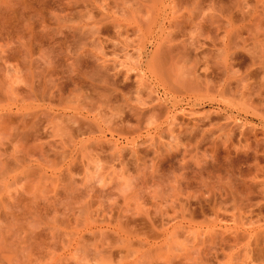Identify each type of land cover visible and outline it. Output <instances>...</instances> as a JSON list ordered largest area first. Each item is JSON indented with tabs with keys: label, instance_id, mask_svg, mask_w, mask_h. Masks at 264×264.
Masks as SVG:
<instances>
[{
	"label": "rangeland",
	"instance_id": "1",
	"mask_svg": "<svg viewBox=\"0 0 264 264\" xmlns=\"http://www.w3.org/2000/svg\"><path fill=\"white\" fill-rule=\"evenodd\" d=\"M262 84L264 0H0V264H264L247 235L264 217ZM194 194L208 203L181 219L173 201Z\"/></svg>",
	"mask_w": 264,
	"mask_h": 264
},
{
	"label": "bare ground",
	"instance_id": "2",
	"mask_svg": "<svg viewBox=\"0 0 264 264\" xmlns=\"http://www.w3.org/2000/svg\"><path fill=\"white\" fill-rule=\"evenodd\" d=\"M193 17H194V16H193ZM187 19H188V18H187ZM189 19L191 20V18H189ZM183 21H184V20H183ZM191 21H192V20H191ZM174 23H175V22H174ZM226 34H227V33H226ZM227 43H228V42H227ZM157 45H158V44H157ZM157 45H156V48H157ZM228 45H229V44H228ZM158 47H159V45H158ZM172 47H173V46H172ZM225 47H226V46H225ZM163 48H164V47H163ZM174 48H175V47H174ZM160 49H161V48H160ZM157 50H158V49H157ZM157 50H156V51H157ZM195 50H196V49H195ZM158 51H159V50H158ZM227 51H228V50H227ZM154 52H155V51H154ZM185 52H186V51H185ZM194 54H195V53H194ZM153 55H154V54H153ZM156 55H157V54H156ZM232 57H233V56H232ZM151 58H152V57H151ZM153 59H154V58H153ZM148 63H149V62H148ZM225 66H226V65H225ZM147 69H148V68H147ZM151 70H152V69H151ZM215 70H216V69H215ZM204 71H205V70H204ZM206 71H207V70H206ZM206 71H205V72H206ZM155 72H156V71H155ZM200 72H203V71H200ZM156 74H157V73H156ZM205 74H206V73H205ZM154 75H155V74H154ZM163 78H164V77H163ZM163 78H162V80H161V82H162L161 85L167 86V84L165 85L166 81H164ZM159 80H160V79H159ZM163 81H164L165 83H164ZM197 81H198V79H197ZM202 82H203V81H202ZM202 82H201V83H202ZM204 82H205V81H204ZM213 82H214V81H213ZM167 83H168V82H167ZM209 83H210V82H209ZM220 83H221V82H220ZM211 84H212V83H211ZM246 85H247V84H246ZM164 86H162V87H164ZM198 86H199V85H198ZM209 86H210V85H209ZM212 86H213V85H212ZM261 86H262V87H261ZM261 86H259V87H261L262 89H264V87H263L264 85L262 84ZM117 87H118V86H117ZM168 87H169V86H167V88H168ZM170 87H171V86H170ZM170 87H169V88H170ZM220 87H221V86H220ZM259 87H258V89H260V91L262 92L261 88H259ZM169 88H168L167 90H170V91H171V90H172V87H171V89H169ZM207 88H208V86H207ZM207 88H206V89H207ZM211 88H212V87H211ZM211 88H210V89H211ZM252 88H253V87H252ZM252 88H251V89H252ZM116 89H117V88H116ZM165 89H166V87H165ZM173 89H176V87L173 88ZM177 89H178V88H177ZM212 89H213V88H212ZM221 89H222V88H221ZM246 89H247V88H246ZM251 89H250V90H251ZM258 89H256V91H257ZM167 90H165V91L168 93ZM178 90H179V89H178ZM223 90L225 91L224 86H223ZM170 91H169V92H170ZM180 91H181V90H180ZM206 91H207V90H206ZM245 91H246V90H245ZM263 91H264V90H263ZM153 92H154V91H153ZM219 92H220V90H219ZM261 92H260V95H261ZM164 93H165V92H164ZM170 93H172V91H171ZM221 93L224 94L225 92L223 93V91L221 90L220 94H221ZM256 93L259 94L258 91H257ZM174 94H175V93H174ZM182 94H183V93H182ZM206 94H207V92H206ZM248 94H249V93H248ZM251 94H252V93H251ZM165 95H166V93H165ZM262 95H264V93H263ZM186 96H187V95H186ZM191 96L194 97V95H192V93H191ZM195 96H196V97H200L201 95H200V96L195 95ZM217 96H218V95H217ZM220 96L222 97L223 95H220ZM220 96H219V98H220ZM169 97H170V96H169ZM174 97H175V96H174ZM202 97H203V96H202ZM213 97H214V95H213ZM255 97H256V96H255ZM261 97H263V96H261ZM172 98H173V95H172ZM189 98H190V96H189ZM222 98H223V97H222ZM248 98H249V97H248ZM157 99H158V98H157ZM164 99H166V97H164ZM198 99H199V98H198ZM209 99H210V98H209ZM211 99H212V97H211ZM211 99H210V100H211ZM213 99H214V98H213ZM176 100H177V99H176ZM176 100H175V101H176ZM188 100H191V99H188ZM194 100H195V99H194ZM217 100H218V99H217ZM261 100H262V98H261ZM226 101H227V100H226ZM230 101H231V100H230ZM154 102H155V101H154ZM167 102H168V101H166V103H167ZM169 102H170V101H169ZM212 102H213V101H212ZM217 102H218V101H217ZM219 102H220V101H219ZM219 102H218V103H219ZM231 102H233V101H231ZM231 102H230V103H231ZM248 102H249L248 104L251 105V102H250V101H248ZM160 103H161V102H160ZM164 103H165V101H164ZM213 103H214V102H213ZM226 103H227V106H228V103H229V102H226ZM158 104H159V103H158ZM176 104H177V103H176ZM231 104H233V103H231ZM235 104H236V102H235ZM235 104H233L232 106H233V107L236 106V108H238V107H237L238 104H237V105H235ZM248 104H247V106H248ZM159 105H160V104H159ZM159 105H158V106H159ZM165 105H166V104H165ZM169 105H170V104H169ZM250 105H249V107H250ZM254 105H255V104H254ZM148 106H149V105H148ZM153 106H154V104H153ZM239 106H240V105H239ZM172 107H173V106H172ZM191 107H192V106H191ZM240 107H241V106H240ZM151 108H152V107H151ZM160 108H161V107H160ZM254 108H255V107H254ZM157 109L159 110V108H157ZM167 109H170V108L167 107ZM227 109H228V108H227ZM245 109H246V108H245ZM250 109H251V108H250ZM141 110H143V109H141ZM149 110H150V109H149ZM151 110H152V109H151ZM165 110H166V109H165ZM191 110H192V109H191ZM241 110H242V109H241ZM241 110H240V111H241ZM253 110H254V109H253ZM250 111H252V110H250ZM9 112H10V111H9ZM148 112H149V111H148ZM183 112H184V111H183ZM214 112H215V111H214ZM242 112H244V111H242ZM245 112H246V110H245ZM247 112H248V111H247ZM1 113H2V112H1ZM127 113H128V112H127ZM166 113L168 114L169 111L166 112ZM166 113H165V114H166ZM254 113H256V114H254L253 116H255V115L258 116V115H259V113L257 112V109L254 110ZM257 113H258V115H257ZM3 114H4V113H3ZM187 114H188V113H187ZM187 114H186V115H187ZM251 114H252V113H251ZM128 115H129V114H128ZM173 115H174V114H173ZM207 115H208V114H207ZM226 115H227V114H226ZM232 115H233V114H232ZM0 116H1V114H0ZM4 116H5V115H4ZM9 116H10V115H9ZM192 116H193V115H192ZM233 116H234V115H233ZM7 117H8V116H7ZM13 117H14V116H13ZM258 117H259V116H258ZM174 118H175V117H174ZM185 118H186V117H185ZM207 118H208V117H207ZM228 118H229V117H228ZM231 118H232V116H231ZM0 119H2V120H0V121H2V122H3V121H4V122H12V121H13L12 119H10V118H6V117H5V118H4V117H3V118H0ZM224 119H225V118H224ZM169 120H170V119H169ZM225 120H226V119H225ZM227 120H228V119H227ZM227 120H226V121H227ZM118 121H119V120H118ZM137 121H138V120H137ZM200 121H201V120H200ZM218 121H219V120H218ZM231 121H232V120H231ZM237 121H238V120H237ZM237 121H236V122H237ZM121 122H122V121H121ZM165 122H166V121H165ZM165 122H164V123H165ZM164 123H163V124H164ZM169 123H170V122H169ZM187 124H188V123H187ZM212 124H213V123H212ZM218 124H219V123H218ZM238 124H239V123H238ZM116 125H117V124H116ZM120 125H121V124H120ZM174 125H175V124H174ZM196 125H197V124H196ZM215 125H217V124H215ZM231 125H232V124H231ZM192 126H193V125H192ZM210 126H211V125H210ZM213 126H214V125H213ZM239 126H240V125H239ZM243 126H244V125H243ZM167 127H168V126H167ZM167 127H166V128H167ZM246 127H247V126H246ZM121 128H122V127H121ZM137 128H138V127H137ZM191 128H192V127H191ZM191 128H190V129H191ZM194 128H195V127H194ZM194 128H193V130H194ZM206 128H207V127H206ZM208 128H211V127H208ZM225 128H226V127H225ZM247 128H248V127H247ZM155 129H156V128H155ZM170 129H171V128H170ZM170 129H169V130H170ZM179 129H180V127H179ZM188 129H189V128H188ZM196 129H197V128H196ZM204 129H205V128H204ZM216 129H218V127H217ZM219 129H220V128H219ZM226 129H227V128H226ZM226 129H225V131H226ZM242 129H243V128H242ZM209 130H210V129H209ZM220 130H223V131H224L223 128L220 129ZM220 130H218V132H219ZM240 130H241V129H240ZM191 131H192V130H191ZM199 131H201V130H199ZM205 131H206V130H205ZM215 131H216V130H215ZM223 131L221 132V135H222ZM225 131H224V132H225ZM238 131H239V130H238ZM171 132H172V131H171ZM218 132H217V133H218ZM227 132H229V131L227 130ZM227 132H226V134L224 133V135H225L226 138L228 139V137H229L228 135H229V133H231V132H229V133H227ZM247 132H248V131H247ZM172 133H173V132H172ZM172 133H171V134H172ZM183 133H184V132H183ZM209 133H210V132H209ZM213 133H214V132H213ZM219 133H220V132H219ZM219 133H218V134H219ZM135 134H136V133H135ZM188 134H189V133H188ZM218 134H216V135H218ZM227 134H228V135H227ZM239 134H240V133H239ZM158 135H159V134H158ZM200 135H201V134H200ZM200 135H199V136H200ZM202 135H203V134H202ZM212 135H213V134H212ZM212 135H211V136H212ZM216 135H215V137H216ZM230 135H231V134H230ZM244 135H245V134H244ZM218 136H219V135H218ZM227 136H228V137H227ZM239 136H240V135H239ZM239 136H238V138H239ZM136 137H137V136H136ZM188 137H190V136H188ZM200 137H201V136H200ZM212 137H213V136H212ZM219 137H220V136H219ZM232 137H233V134H232ZM232 137H231V136L229 137V140H231V141H230V142H231V143H230L231 146H232V144H233L232 139H231ZM170 138H171V137H170ZM186 138H187V137H186ZM194 138H195V137H194ZM197 138H199V137H197ZM209 138H210V137H209ZM217 138H218V137H217ZM217 138H215V139H213V140L215 141ZM220 138H221V137H220ZM222 138H223V135H222ZM226 138H223V140L226 139ZM234 138H235V137H234ZM240 138L243 139L242 136H241ZM131 139H134V137L131 138ZM180 139H181V138H180ZM204 139H205V137H204ZM218 139H219V138H218ZM218 139H217V140H218ZM227 139H226V140H227ZM236 139H237V138H236ZM152 140H153V139H152ZM168 140H169V139H168ZM178 140H179V139H178ZM183 140H184V139H183ZM186 140H187V139H186ZM191 140H192V139H191ZM191 140H190V141H191ZM198 140H199V139H198ZM229 140H228V141H229ZM243 140H245V139H243ZM251 140H252V139H251ZM129 141H131V140H129ZM193 141H194V140H193ZM209 141H210V140H209ZM228 141H227V142H228ZM234 141H235V140H234ZM245 141H246V140H245ZM181 142H182V141H181ZM186 142H187V141H186ZM196 142H197V141H196ZM204 142H205V140H204ZM212 142H213V141H212ZM215 142H216V141H215ZM222 142H223V141H222ZM227 142H226V143H227ZM169 143H170V142H169ZM197 143H199V141H198ZM236 143L239 144L240 142L237 141ZM253 143H255V142H253ZM192 144H193V143H192ZM177 145H178V144H177ZM177 145H176V147H177ZM184 145H185V144H184ZM194 145H195V143H194ZM197 145H198V144H197ZM213 145H214V142H213ZM234 145H236V144H234ZM239 145H240V144H239ZM130 146H131V145H130ZM178 146H179V145H178ZM182 146H183V145H182ZM195 146H196V145H195ZM195 146H192V147H195ZM202 146H203V145H202ZM215 146H217V145L215 144ZM242 146H243V145H242ZM244 146H246V145H244ZM244 146H243V147H244ZM247 146H249V145L247 144ZM171 147H172V145H171ZM176 147H175V148H176ZM183 147H184V146H183ZM213 147H214V146H213ZM213 147L211 146L210 149H211V148L213 149ZM219 147H220V145H219ZM229 147H230V146H229ZM239 147H240V146L233 147V148H235L234 151L237 150L236 148L239 149ZM255 147H256V146H255ZM131 148H132V146H131ZM178 148H179V147H178ZM223 148H224V146H223ZM241 148H242V147H241ZM244 148H245V147H244ZM248 148H249V147H248ZM248 148H247V149H248ZM163 149H164V148H163ZM190 149H191V148H190ZM208 149H209V148H208ZM212 149H211V150H212ZM231 149H232V147H231ZM245 149H246V148H245ZM256 149H257V148H256ZM154 150H155V149H154ZM164 150H165V149H164ZM176 150H177V149H176ZM185 150H187V149H185ZM222 150H223V149H222ZM167 151H168V150H167ZM177 151H178V150H177ZM181 151H182V150H181ZM191 151H192V149H191ZM194 151H195V150H194ZM197 151H198V150H197ZM199 151H200V150H199ZM214 151H216L215 147H214ZM225 151H226V150H225ZM237 151H238V150H237ZM242 151H243V150H242ZM246 151H248V150H246ZM249 151H250V150H249ZM252 151H253V150H252ZM262 151H263V148H262ZM159 152H161V151H159ZM211 152H213V150H212ZM227 152H228V154H229V150H227ZM227 152L225 153L226 156H229V157H230L231 155H227ZM153 153H154V152H153ZM175 153H176V152H175ZM184 153H185V152H184ZM194 153H195V152H194ZM209 153H210V152H209ZM230 153H231V152H230ZM235 153H236V151H235ZM243 153H245V151H243ZM262 153H263V152H262ZM262 153H261V154H262ZM247 154H248V153H247ZM252 154H254V156H256L258 153L255 151V152H253ZM181 155H182V153H181ZM184 155H185V154H184ZM195 155H196V154H195ZM209 155H210V154H209ZM211 155H212V153H211ZM235 155H238V154L236 153ZM154 156H155V155H154ZM240 156H241V155H240ZM224 157H225V155H224ZM225 158H227V157H225ZM232 158H234V157L232 156ZM217 159H218V158H217ZM235 159H236V157H235ZM253 159H254V158H253ZM155 160H156V159H155ZM209 160H210V159H209ZM211 160H212V159H211ZM231 160H232V159H230V161H231ZM15 161H16V160H15ZM220 161H221V160H220ZM224 161L226 162L227 160H224ZM224 161H223V162H224ZM230 161H229V162H230ZM158 162H159V161H158ZM216 162H217V161H216ZM223 162H221V163H223ZM235 162H236V161H235ZM235 162H234V163H235ZM181 163H183V161H182ZM200 163H201V162H200ZM213 163L216 164L215 161H214ZM227 163H228V161H227ZM227 163H225V165H226ZM253 163H254V162H253ZM206 164H207V163H206ZM250 164H251V163H250ZM250 164H249V166H250ZM183 165H184V163H183ZM203 165H204V164H203ZM222 165H223V164H221V166H219V167H221V170H222ZM225 165H223V167H225V168H224L225 173H224L222 176L225 175V176H226V179H228L227 177L230 175L229 178H231V181H232V182L235 181L236 179H233V180H232L231 175L234 174L233 171L236 170V169H234V168H237L236 165L231 164V163H230V165H229V163L227 164V166H225ZM239 165H240V164H239ZM251 165H252V164H251ZM198 166H199V165H198ZM210 166H211V165H210ZM214 166H215V165H214ZM214 166H212V167L214 168ZM217 166H218V163H217ZM201 167H202V166H201ZM250 167H251V166H250ZM260 167H261V166H260ZM194 168H196V167H194ZM197 168H198V167H197ZM199 168H200V166H199ZM238 168H239V167H238ZM182 169H183V167H182ZM182 169H181V170H182ZM207 169H208V168H207ZM211 169H212V168H211ZM219 169H220V168H219ZM253 169H254V168H253ZM261 169H262V168H260V170H261ZM200 170H201V169H200ZM216 170H217V169H216ZM216 170H215V172H217ZM201 171H202V170H201ZM210 171H211V170H210ZM239 171H240V169H239ZM239 171H238V169H237L236 172L239 173ZM241 171H242V170H241ZM211 172H212V171H211ZM219 172H220V171H219ZM223 172H224V171H223ZM223 172H222V173H223ZM234 172H235V171H234ZM192 173H193V172H192ZM195 173H196V171H195ZM195 173H194V174H195ZM200 173H201V172H199V174H198V173H196V174L200 175ZM204 173H205V172H204ZM209 173H210V172H209ZM213 173H214V172H212V175H213ZM240 173H241V172H240ZM257 173H258V172H257ZM160 174H161V173H160ZM165 174H166V173H165ZM201 174H202V173H201ZM182 175L184 176V174H181V175L179 176V178H180V181L182 180V182H184V180L181 178ZM192 175H193V174H192ZM202 175H203V174H202ZM202 175H200V178H202V177H201ZM235 175H236V174H235ZM242 175H243V174H242ZM244 175H245V174H244ZM247 175H248V174H247ZM174 176H175V175H174ZM189 176H190V175H189ZM189 176H187V177H189ZM194 176H196V175H194ZM203 176H204V175H203ZM209 176H210V175H209ZM215 176H216V175H215ZM217 176H218V175H217ZM159 177H160V176H159ZM198 177H199V176H198ZM207 177H208V176H207ZM212 177H213V176H212ZM233 177L238 178V176H233ZM249 177H250V176H249ZM251 177H252V176H251ZM251 177H250V179H251ZM262 177H263V176H262ZM162 178H163V177H162ZM162 178H161V180H162ZM176 178H177V177H176ZM192 178H193V177H192ZM195 178H197V176H196ZM208 178H209V177H208ZM218 178H219V180H218ZM184 179L186 180V178H184ZM203 179H204V178H203ZM210 179L215 180V178H210ZM242 179H244V178H242ZM176 180H178V179H174V181H176ZM191 180H192V179H191ZM191 180H190L189 182H191ZM193 180H195V179H193ZM206 180H207V179H206ZM223 180H224V179H223ZM238 180H239V179H238ZM248 180H249V179H248ZM164 181H165V180H164ZM170 181H171V180H170ZM186 181H188V180H186ZM186 181H185V182H186ZM217 181H218V186H219V190H217V191H218V194H219V200H218V199H217V200L219 201V203L221 204V202H226V201H228V200H229V202H230L231 199H232L233 202H232V201H231V202L234 203L233 205H235V202H234V200H235V199H234V195L236 194V192H238V191H237L238 189L234 188L233 185H235L236 182L232 185V183H230V180H229V181L225 180V181L223 182V181L221 180V177H217ZM226 181H227V182H226ZM241 181H243V180H241ZM244 181H245V179H244ZM244 181H243V184H244ZM262 181H264V178H263ZM172 182H173V181H172ZM182 182H180V184H181ZM192 182H193V181H192ZM195 182H197V181H195ZM195 182H194V183H195ZM207 182L211 183V180H210V181L207 180ZM207 182L202 181V185H199V186H203L204 189H206L207 191H214V189H215V191H216V188H212V187H214V186H216V185L213 186V184H208ZM249 182H250V181H249ZM251 182H252V181H251ZM175 183H176V184H179V183H177V182H175ZM175 183H173V184H175ZM199 183H200V182H199ZM199 183H198V184H199ZM214 183H215V181H214ZM241 183H242V182H241ZM173 184H171V185L169 184L168 186L171 187ZM176 184H175V185H176ZM180 184H179V185H180ZM189 184H190V183H189ZM189 184H187V185L185 184V187L188 188L189 186H191V184H190V185H189ZM200 184H201V183H200ZM216 184H217V182H216ZM181 185H183V184H181ZM181 185H180V187H181ZM188 185H189V186H188ZM236 185H237V184H236ZM236 185H235V186H236ZM241 185H242V184H241ZM177 186H178V185H176V186H174V187H177ZM239 186H240V185H239ZM259 186H260V185H259ZM183 187H184V185H183ZM183 187H182V188H183ZM216 187H217V186H216ZM236 187H237V186H236ZM243 187H244V186H243ZM248 187H249V186H248ZM248 187H244V188L241 189V190H247V192L251 191V190L249 189L250 187H249V188H248ZM251 187H252V186H251ZM170 189H171V188H170ZM172 189H173V187H172ZM175 189H176V188H174V190H175ZM189 189H191V187H190ZM198 189H199V187H198ZM201 189H202V188H200L199 190H201ZM210 189H213V190H210ZM248 189H249V191H248ZM259 189H260V188H259ZM67 190H68V189H67ZM174 190H173V197H174V198H176L175 196H176L177 194L180 195L181 192L179 193V191H184V190H181V188H178V190H176V193H177V192H178V193L176 194V193L174 192ZM194 190H195V189H194ZM194 190H192V191H194ZM241 190H239V194H240ZM252 190H253V189H252ZM68 191H69V190H68ZM68 191H67V192H68ZM70 191H71V190H70ZM192 191H191V195H193V193H195V192L192 193ZM196 191H197V190H196ZM254 191H255V190H254ZM258 191H259V190H258ZM261 191H262V189H261ZM171 192H172V191H171ZM200 192L202 193L203 191H200ZM182 193H184V192H182ZM185 193H187V192H185ZM185 193H184V194H185ZM203 193H204V192H203ZM210 193H211V192H210ZM242 193H243V192H242ZM242 193H241V194H242ZM249 193L253 194L252 192H249ZM249 193H248V194H249ZM255 193H256V192H255ZM237 194H238V193H237ZM237 194H236V195H237ZM251 194H250V195H251ZM262 194H263V193H262ZM71 195H72V194H71ZM174 195H175V196H174ZM194 195H195V196H193V197L195 198V197H196V194H194ZM199 195H200V194H199ZM201 195H204V194H201ZM206 195H207V198H208V195H210V194H209V193H208V194L206 193ZM211 195H212V194H211ZM250 195H249V196H250ZM254 195H255V194H254ZM171 196H172V195H171ZM180 196H181V195H180ZM180 196H178V197H179L178 200L180 199L179 201L175 200V201H173V202H178V203H179V206H178V207H179V210H180V212H181V215L179 214L181 219H184V218H185V220H186L187 217H189V218H190V217H193V215H195L196 212H198V209H199V211H203V210H204L203 205H204L205 203H206V204L208 203L205 199H204V201H203L204 204L201 203V202L199 201L200 199L197 201V197H198V196H197L196 199H195V203H192V202L190 201V200L192 199V198H190V197L183 198L184 196L182 195L183 197L180 198ZM245 196H246V195H245ZM249 196L247 195L248 198H249ZM63 197H64V196H63ZM68 197H69V196H68ZM68 197H67V198H68ZM202 197H203V196H202ZM211 197H213V199H214V200L212 199V200H213V203H215V201H216V203H217L216 196H215V198H214V195L211 196ZM252 197H253V196H252ZM261 197H262V196H261ZM65 198H66V197H65ZM182 198H183V199H182ZM189 198H190V200H189ZM194 198H193V199H194ZM240 198H241V197H240ZM240 198H239V199H240ZM244 198H245V197H243V199H244ZM172 199H173V198H172ZM208 199H210V198H208ZM239 199H238V200H239ZM245 199H246V198H245ZM67 201H68V200H67ZM72 201H73V200H72ZM196 201H197V202H196ZM235 201H236V200H235ZM248 201H250V199H249ZM261 201H262V200H261ZM171 202H172V201H171ZM229 202H228V203H229ZM241 202H243V204H245V206H246V204H247V203H246L247 200H246L245 202H244L243 200H241ZM259 202H260V201H259ZM161 203H162V202H161ZM219 203H218V204H219ZM238 203H239V201H238ZM251 203H252V202H251ZM260 203H261V202H260ZM210 204H211V202H210ZM220 204H219V205H220ZM226 204H227V203H226ZM229 204H230V205H229V208H230L231 203H229ZM241 204H242V203H241ZM243 204H242V205H243ZM248 204H249V203H248ZM262 204H263V203H262ZM208 205H209V204H208ZM211 205H212V208H214V206H217V205H215V204H211ZM213 205H214V206H213ZM219 205H218V207H219ZM222 205H223V204H222ZM238 205H240V203H239ZM238 205H237V206H238ZM242 205H241V206H242ZM250 205H251V204H249V206H250ZM252 205H253V204H252ZM258 205H259V204H258ZM258 205H257V206H258ZM263 205H264V204H263ZM209 206H210V205H209ZM220 206H221V205H220ZM225 206L228 207V205H225ZM165 207H166V206H165ZM234 207H235V206H234ZM234 207H233V209L236 208V207H235V208H234ZM247 207H248V206H247ZM255 207H256V206H255ZM212 208H211V210H212ZM222 208H223V207H222ZM231 208H232V207H231ZM257 208H258V207H257ZM259 208H260V207H259ZM169 209H170V208H169ZM215 209H216V208H215ZM220 209H221V207H220ZM233 209H232V210H233ZM236 209H237V208H236ZM248 209H249V207H248ZM196 210H197V211H196ZM216 210H217V209H216ZM237 210H238V209H237ZM237 210H235V211H237ZM257 210H259V209H257ZM156 211H158V210H156ZM159 211H160V210H159ZM172 211H173V210H172ZM175 211H177V210H175ZM175 211H173V213H174ZM213 212H214V210H213ZM213 212H212V213H213ZM217 212H218V211H217ZM200 213H201V212H200ZM253 213H254V212H253ZM258 213H259V212H258ZM260 213H261V212H260ZM123 214H124V213H123ZM154 214H155V213H154ZM166 214H167V213H166ZM241 214H242V213H241ZM171 215H172V214H171ZM176 215H177V214H176ZM112 216H113V215H112ZM156 216H157V215H156ZM161 216H162V215H161ZM163 216H165V215H163ZM167 216H168V215H166V218H167ZM172 216H173V215H172ZM186 216H187V217H186ZM234 216H236V215H234ZM263 216H264V214H263ZM145 217H146V216H145ZM215 217H217V216H215ZM147 218H148V217H146V219H147ZM163 218H164V217H163ZM163 218H162V219H163ZM173 218H174V216H173ZM146 219H145L143 222H149V221H147ZM148 219H149V218H148ZM171 219H172V218H171ZM255 219H256V218H255ZM261 219H263V222H260V223L257 224V225L254 224L255 227L253 228V231H252L251 229L248 230V231L251 230L253 233H252V234H247V235H251V238H253V241L250 240L251 242H253V243L250 242V244H253V249H252V250H253V255H255L256 258L259 259V260L261 259V257H262V258L264 257V255H263V253H264V217L261 218ZM149 220H150V222L152 221L151 219H149ZM172 220H173V219H172ZM174 220H175V219H174ZM232 220H233V219H232ZM238 220H239V219H238ZM180 221H181V220H180ZM258 221H259V220H258ZM141 222H142V221H141ZM152 222H153V221H152ZM152 222H151V223H152ZM153 223H154V222H153ZM160 223H161V222H160ZM169 223H170V222H169ZM181 223H182V222H181ZM181 223H179V222L177 223V222H176V223H174L173 225H171V226H169V227H166V226H165V228L163 227L162 229H159V230H161V234H160V235L163 237V238H162V237H161V238H162L164 241H166V240L164 239V238H166V237H176V238H177V234H178L181 230H183V229L185 230V228H187V227L184 228L182 225H180ZM255 223H257V222H255ZM154 224H155V223H154ZM154 224H153V226H154ZM163 224H164V223H163ZM140 225H142V224H140ZM155 225H156V224H155ZM160 225H162V224H160ZM157 226H158V225H157ZM163 226H164V225H163ZM167 226H168V224H167ZM224 226H225V225H224ZM233 226H235V225H233ZM233 226H232V227H233ZM145 227H146V226H145ZM148 227L150 228V226H148ZM154 227H155V226H154ZM160 227H161V226H160ZM227 227H228V226H227ZM252 227H253V226H252ZM142 228H143V226H142ZM149 228L147 229V227H146V230H149ZM144 229H145V228H144ZM151 229H152V228H151ZM157 229H158V228H157ZM187 229H188V228H187ZM226 229L228 230V228H226ZM152 230H154V228H153ZM152 230H151V231L149 230V231L152 232ZM215 230H216V229H215ZM235 230H236V229H235ZM238 230H239V229H237L236 233L240 231V230H239V231H238ZM149 231H148V232H149ZM187 231H188V230H187ZM150 232H149V233H150ZM181 232H182V231H181ZM184 232H185V231H183V233H184ZM207 232H209V231H207ZM212 232H214V231H212ZM212 232H211V233H212ZM226 232H227V231H226ZM234 232H235V231H234ZM240 232H242V230H241ZM246 232H247V231H246ZM246 232L241 233V234L243 235L244 238H245V237H248V236L244 235V233L246 234ZM155 233H156V232H155ZM188 233H189V232H188ZM211 233H207L208 236L211 235V237H209V239H210V238H213L214 235L216 234V232H214V233H212V234H211ZM228 233H230V232L228 231ZM247 233H249V232H247ZM209 234H210V235H209ZM184 235H185V234H184ZM236 235H238V234H236ZM239 235H240V233H239ZM242 235H240V236H238V237H239L240 239H242V238H243V237H241ZM252 235H253V237H252ZM151 236H152V235H151ZM153 236H154V235H153ZM158 236H159V235H158ZM158 236H157V237H158ZM217 236H218V235H217ZM235 237H236V236H235ZM151 238H152V237H151ZM153 238H155V237H153ZM159 238H160V237H159ZM161 238H160V240H161ZM176 238H175V239H176ZM251 238H250V239H251ZM156 239H157V238H156ZM209 239H208V241H209ZM216 239H217V238H216ZM216 239H215V240H216ZM222 239H223V238H222ZM226 239H227V238H226ZM247 239H248V238H247ZM154 240H155V239H154ZM158 240H159V239H158ZM163 240H162V241H163ZM210 240H211V239H210ZM212 240L214 241V238H213ZM227 240H228V239H227ZM237 240H238V238H237ZM242 240H243V239H242ZM219 241H220V240H219ZM228 241H229V240H228ZM235 241H236V240H235ZM235 241L232 240V242H235ZM176 242H177V241H176ZM214 242H215V241H214ZM220 242H222V241H220ZM229 242H230V241H229ZM212 243H213V242H211V244H212ZM226 243H227V242H226ZM248 243H249V242H248ZM209 244H210V243H209ZM219 244H220V243H219ZM247 245H248V244H247ZM212 246H213V245H212ZM212 246H211V247H212ZM219 246H220V245H219ZM211 247H209V248H211ZM214 247H216V246H214ZM251 247H252V246H251ZM217 248H218V247H217ZM206 249H207V248H206ZM214 249H215V248H214ZM250 250H251V249H250ZM252 250H251V253H252ZM204 251H205V250H204ZM207 251H208V250H207ZM212 252H214V250H213ZM203 253H204V252H203ZM203 253H201V255H200V253H199L198 257H199V258H200V256H202V257L200 258L201 260H199L200 262H198L197 264H201V262H204V261H207V264H208L209 262L212 261V259H211L210 261H209V259L212 258L213 256H212V257H209L210 254L207 255V254H205L206 252H205L204 254H203ZM202 254H203V255H202ZM211 254H212V253H211ZM214 254H216V253H214ZM205 255H207L209 259L207 258V256L205 257ZM199 258H198V259H199ZM213 258H214V257H213ZM204 259H205V260H204ZM206 259H207V260H206ZM214 259H215V258H214ZM261 260H262V259H261ZM170 262H171V261H169V263H170ZM165 263H167V262H165ZM204 263L206 264V262H204ZM202 264H203V263H202ZM209 264H211V263H209ZM259 264H260V263H259Z\"/></svg>",
	"mask_w": 264,
	"mask_h": 264
}]
</instances>
